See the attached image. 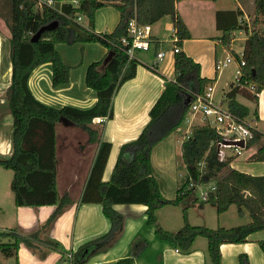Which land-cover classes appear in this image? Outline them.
<instances>
[{"label": "trees", "instance_id": "1", "mask_svg": "<svg viewBox=\"0 0 264 264\" xmlns=\"http://www.w3.org/2000/svg\"><path fill=\"white\" fill-rule=\"evenodd\" d=\"M60 12L51 8L36 6L35 0H0V16L10 31L11 81L6 89V99L12 116V153L0 159V167L11 170L10 189L16 207L54 206L45 226H49L72 203L70 195L58 194L56 184V133L59 118L64 117L72 125L80 127L87 135V142L96 144L97 150L90 167L81 203H99L103 215L109 220V230L83 244L73 253L74 263H83L88 255L104 247L121 232L123 217L115 204L137 203L146 206V223L155 227L158 239L173 243L182 251H189L196 237L207 240V256L210 264H222L220 245L242 243L249 234L264 230V175L253 176L230 167L235 156L220 158L219 145L224 142L216 129L208 124H199L191 129L190 135L181 142V160L186 176L179 181L174 199L163 197L152 175L150 155L154 144L168 133L176 130L185 120L193 93H202L213 80L200 75V67L182 50V42L189 38V31L176 10L179 0H55ZM113 5L119 13V20L110 32L97 33L93 30L95 11L103 6ZM254 19L252 27L237 20L222 29L218 37L239 70L236 83L230 84L225 93L227 108L238 117L247 118L250 111L236 100L243 93L255 103L252 111L257 115L258 93L264 89V26L257 28L259 17L264 16V0H253ZM240 11L238 12V14ZM80 15L81 23L76 22ZM168 16L174 42L179 51L174 52V78L164 80V88L150 107L149 119L138 136L123 143L118 150L110 177L103 181L111 143L102 139L101 130L94 125V118L109 119L113 116L112 100L118 88L133 78L139 62L129 59L121 43L128 35V22L135 18L140 24L153 25ZM56 21L53 29L45 30L36 41L33 34L43 25ZM235 30H245L242 53H236L230 46ZM98 43L106 48L105 55L91 62L85 72V85L96 93V102L85 109L65 105L53 107L39 101L28 86L32 70L43 63L51 65L53 87L69 82V66L64 64L55 44ZM159 47L160 41H155ZM111 57L104 62L108 52ZM158 73L154 68H150ZM260 138V133L251 131L248 147ZM249 161H264V144L248 157ZM222 176L219 177L220 173ZM214 182L215 189L205 201L197 198L191 184ZM211 204L217 214L235 205L239 213L246 210L250 221L231 228H208L191 225L187 221V205L182 207L183 224L176 231H168L157 224L156 211L166 205H177L184 200ZM10 237L13 241H0V254L15 256L20 243L28 247L41 243L37 231L22 235L14 231L0 232V238ZM47 245L59 248L56 242ZM145 240H135L126 258L116 264H128L146 248ZM264 253V240L258 241ZM239 264H249L246 255L238 256Z\"/></svg>", "mask_w": 264, "mask_h": 264}, {"label": "crops", "instance_id": "2", "mask_svg": "<svg viewBox=\"0 0 264 264\" xmlns=\"http://www.w3.org/2000/svg\"><path fill=\"white\" fill-rule=\"evenodd\" d=\"M246 3H250V0H236L235 3L228 0H179L175 3L176 10L190 34L189 38L183 40L181 50L199 64L202 77L213 80V95L218 88L224 91L219 100H225V93L229 91L230 84L235 81L237 64L231 59L226 66L219 69L215 67V62L221 60V53H219L221 50L218 51L219 45L223 53H226L225 57L229 56L218 37L224 27L235 21L236 15L237 20L246 16ZM118 20L117 10H113L110 5L103 6L95 11L93 30L97 33L110 32ZM160 21H165V26L172 31V22L168 16L151 25L152 40L160 41L161 44L159 47H155L153 44L150 50L135 53V59L139 62L135 76L125 81L114 94L113 116L109 119L102 118L101 122L93 121L94 125L101 130V138L111 143L103 172V181L110 177L119 147L123 143L135 139L147 123L149 109L164 88L162 77L167 80L174 78V53L167 45H164L166 41L162 42L164 37L157 29ZM234 35L230 46L236 53H239L242 49L236 50L232 46ZM55 48L64 64L70 68L69 82L53 87L51 65L43 63L32 70L28 79L29 89L39 101L53 107L69 105L85 109L93 106L97 97L95 91L85 85V72L91 62L100 60L105 55L106 48L98 43L72 45L57 43ZM161 50L166 51L165 56L161 60H157L156 53ZM0 53L2 54L0 55V159H5L12 153V116L6 99V89L11 81V61L10 31L1 16ZM232 61L235 62L233 70H224ZM150 68H154L158 73ZM257 97V115L255 116L252 113L255 103L245 97L243 93L236 95V100L250 111L247 118L260 133L258 142L244 147L237 156L232 155V148L221 147L226 157L235 156L230 162L231 168L253 176L264 175V161L248 160V157L264 144V89L258 93ZM195 117L197 116L186 115L182 123L186 124V130L182 134L183 136L175 140L179 147L181 142L190 135ZM181 127L182 125L176 130L180 132ZM187 128H189V132H187ZM81 150V155L76 158L78 161L75 160L77 170L73 172L72 176L70 174V177L65 181V191L63 192L70 195V190L75 191L76 189L75 195H70L72 203L49 226H45V222L54 206L19 208L17 224L21 227L27 224L29 230L38 232L39 239L43 242L35 244L32 248L21 244L15 256L6 257L1 254L0 264H116L120 259L129 255L133 242L139 239L145 240L147 246L128 264H210L205 238L196 237L191 248L186 252L178 249L169 241L158 239L155 235V227L146 223V206L137 203L115 204L114 208L123 217V226L119 235L104 247L88 255L83 263H74L72 255L80 246L105 234L110 228V222L103 215L99 203L80 202L97 145L88 143L87 138L84 137ZM150 163L152 175L157 181L161 194L167 199H174L180 177L177 175V170L175 171L172 155L167 153V156H155L154 148H152ZM223 173H220L219 177ZM56 184H58L57 177ZM58 194L60 195L59 192ZM181 206L182 203L159 208L156 211L157 224L168 231L179 229L183 224ZM187 206V221L191 225L231 228L250 221L249 213L246 210L239 213L235 205L229 206L226 211L220 214H217L215 208L209 203L189 200ZM0 213H2L1 205ZM21 217L23 218L21 219ZM9 228L4 225L3 218L0 217V232H9L11 231ZM260 240H264V230L249 234L246 242L221 244L222 264H239L238 256L240 254L247 256L249 264H264V253L258 246ZM48 242H56L60 247L53 248L47 245Z\"/></svg>", "mask_w": 264, "mask_h": 264}, {"label": "rangeland", "instance_id": "3", "mask_svg": "<svg viewBox=\"0 0 264 264\" xmlns=\"http://www.w3.org/2000/svg\"><path fill=\"white\" fill-rule=\"evenodd\" d=\"M231 3H235L236 0H228ZM251 3V4H250ZM250 3H246L245 11L246 16L242 17V21L246 22V24L250 27H252V21L254 19V5L253 0H250ZM110 7L113 10H116V8L113 5H110ZM0 10L2 13H5V10H3L0 7ZM165 21H160V23L157 25V29L159 30L162 37H164L163 41H166V44L170 49H172L173 42H172V31H170L169 28L165 26ZM264 26V16L259 17V23L257 25V28H262ZM234 40L232 42L233 48L236 50H241L244 45V38L247 37V33L245 30H235L234 31ZM218 51L220 54V59L224 60L226 57V53H223L222 49H220V45L218 46ZM0 55H2L0 53ZM223 57H225L223 59ZM228 57V56H227ZM1 62V61H0ZM233 67H235V62L232 61L229 63L228 67L224 70H233ZM223 90L218 88L215 91V99L219 100L223 96ZM225 104V102H224ZM8 105V104H7ZM9 109V108H8ZM190 116V114H188ZM184 122V121H183ZM182 122V123H183ZM181 131L178 132L177 130H174L167 135H165L162 139L157 141L153 148L155 156H167L172 155V159L174 162V168L175 171L177 170V175H179V180H182L186 176V169L182 164L181 160V151L180 147L175 143V140L183 136L185 130H186V124H182ZM199 124H205L202 122L200 117H195L194 123L192 125V128ZM99 128V127H98ZM187 132H189V128H187ZM55 133H56V170H57V189L60 195L63 194L65 191V181L70 177V174L72 176L73 172L77 170V166H75V160L78 161L79 155H81V149L83 148L84 144V137L87 138L86 133L78 126L76 125H65L61 122H59L55 127ZM242 157V156H240ZM12 178V171L4 169L0 167V205L2 213H0V217L3 218V223L6 225V227H10L9 230L16 231V233L27 235L29 232H34L33 230H29L28 225L25 224L24 227H21L19 224H17V212L20 210L19 208H25V207H16L14 205L13 201V193L10 189V182ZM212 181L206 183L205 185L211 183ZM76 191V189H75ZM74 190H70V195H75ZM189 200H184L182 203V206L187 205ZM29 208V207H27ZM188 208V206H187ZM187 210V209H186ZM23 217H21L22 219ZM22 224V223H20ZM23 226V225H22ZM8 230V231H9ZM13 241L12 238H0L1 242ZM23 243H20V245ZM26 246V245H25ZM28 247V246H27ZM2 258V255L0 254V260Z\"/></svg>", "mask_w": 264, "mask_h": 264}, {"label": "built area", "instance_id": "4", "mask_svg": "<svg viewBox=\"0 0 264 264\" xmlns=\"http://www.w3.org/2000/svg\"><path fill=\"white\" fill-rule=\"evenodd\" d=\"M36 6L38 8L47 7L55 11L60 12L59 2L55 0H35ZM73 5H77V0L71 1ZM81 16L76 17V22L81 23ZM177 40L175 34L172 31V52L179 51V48L174 45V42ZM121 43L124 46V51L127 54L129 59H135V53L137 51H148L151 49L155 41L151 37V26L148 24H140L133 17L128 22V35L121 39ZM166 51H158L156 53V59L161 60L165 56ZM242 53L239 52V54ZM233 59L230 55L224 60H217L215 62V67L217 69L226 66L227 63ZM239 76V70L237 68V75L235 78V83ZM194 98L192 99L189 107L188 114L196 115L200 117L203 123L210 125L215 128L217 133L224 140L223 143L219 145L220 147V158L224 159L226 157L225 153L221 150V147H230L233 149L232 155H239L241 150L245 147L247 140L251 137V131L256 130L254 124L248 120V118H240L237 115L233 114L224 104L223 100L215 99L213 95V85L212 83L208 84L202 93H193ZM98 122L102 121V118L97 119ZM243 141V147L226 145L225 141ZM189 188H193L197 198L205 201L208 197V194L215 189L214 183L212 182L208 186L205 184H191L188 185ZM178 251V250H176Z\"/></svg>", "mask_w": 264, "mask_h": 264}, {"label": "water", "instance_id": "5", "mask_svg": "<svg viewBox=\"0 0 264 264\" xmlns=\"http://www.w3.org/2000/svg\"><path fill=\"white\" fill-rule=\"evenodd\" d=\"M56 24H57V22H56V21H53V22H50V23H48V24H46V25L41 26V27H40V28H39V29L33 34V36L31 37V40H32V41H36V40L40 37V35H41V33H42L43 31L53 29V28L56 26ZM111 55H112V52H111V51L108 52V54H107V56H106L104 62H106V61L111 57ZM96 120H97V119L94 118L93 121H96ZM59 122L65 124V125L71 124V122H70L69 120H67L66 118H64V117H60V118H59ZM225 144H226V145H234V146H240V147H243V141H232V140H227V141H225Z\"/></svg>", "mask_w": 264, "mask_h": 264}]
</instances>
